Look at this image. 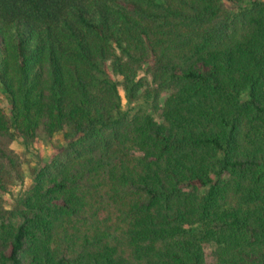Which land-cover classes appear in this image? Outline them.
I'll return each instance as SVG.
<instances>
[{"label":"trees","instance_id":"trees-1","mask_svg":"<svg viewBox=\"0 0 264 264\" xmlns=\"http://www.w3.org/2000/svg\"><path fill=\"white\" fill-rule=\"evenodd\" d=\"M142 65L170 91L161 121L120 109L108 66L133 84ZM0 87V192L17 136L66 142L0 226V264H206L203 243L264 264V4L0 0Z\"/></svg>","mask_w":264,"mask_h":264},{"label":"rangeland","instance_id":"rangeland-1","mask_svg":"<svg viewBox=\"0 0 264 264\" xmlns=\"http://www.w3.org/2000/svg\"><path fill=\"white\" fill-rule=\"evenodd\" d=\"M258 4H264V0H249ZM233 9V12L237 11ZM109 63V62H108ZM110 77L116 84L118 91V101L120 109L123 111H134L145 109L148 113L154 116L157 121L163 120L162 109L165 101L170 93L169 90L159 89L157 81L153 80L150 73L147 71V65L139 66L133 84L127 83L123 76L113 73L108 66ZM136 88V93L133 98L129 97V88ZM0 107L9 114L10 103L7 100L3 89L0 87ZM66 144L61 134H55L52 137L40 136L35 141L28 143L23 142L20 136H17L10 143L12 155L20 166V174L22 178L19 181H14L8 185L6 192H0V205L2 212L0 213V226L7 224L10 220L15 207H22L21 201L28 198L30 188L33 185V169L40 164H44L57 155ZM14 214L12 215V217ZM58 240V238H57ZM56 240V242H57ZM206 264H214V246L210 243H203Z\"/></svg>","mask_w":264,"mask_h":264}]
</instances>
